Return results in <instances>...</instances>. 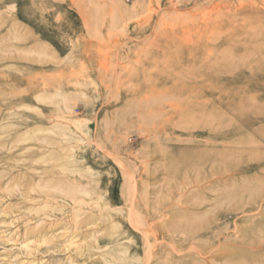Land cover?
<instances>
[{
	"label": "rangeland",
	"instance_id": "1",
	"mask_svg": "<svg viewBox=\"0 0 264 264\" xmlns=\"http://www.w3.org/2000/svg\"><path fill=\"white\" fill-rule=\"evenodd\" d=\"M250 260L264 0H0V264Z\"/></svg>",
	"mask_w": 264,
	"mask_h": 264
},
{
	"label": "bare ground",
	"instance_id": "2",
	"mask_svg": "<svg viewBox=\"0 0 264 264\" xmlns=\"http://www.w3.org/2000/svg\"><path fill=\"white\" fill-rule=\"evenodd\" d=\"M103 150V149H102ZM117 160V159H116ZM66 171V170H65ZM135 185V184H134ZM73 196V195H72ZM81 202V201H80ZM84 204V203H83ZM249 206H250V204H248ZM251 205H253V204H251ZM256 207V206H255ZM246 210H247V208H246ZM251 210H247L246 211V213H249ZM262 211V210H261ZM139 226H141V225H139ZM152 231V230H151ZM149 234V233H148ZM144 236V235H143ZM149 237V236H148ZM147 236H146V238H148ZM144 238H145V236H144ZM147 240V239H146ZM259 243V242H258ZM151 245V244H150ZM107 248V247H106ZM244 250V249H243ZM243 250H241V249H237V250H235V252H233V253H230L231 255H235V253L236 252H239V251H243ZM252 251V250H251ZM113 260V259H112ZM252 261L250 260V262L249 261H241V262H235V263H232V264H252L251 263ZM108 264H112V263H109L108 262ZM228 264V263H227Z\"/></svg>",
	"mask_w": 264,
	"mask_h": 264
}]
</instances>
